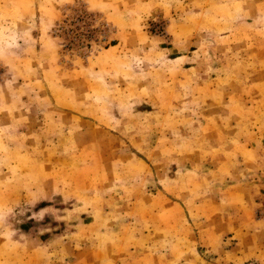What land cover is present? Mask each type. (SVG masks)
I'll use <instances>...</instances> for the list:
<instances>
[{
    "label": "rangeland",
    "instance_id": "rangeland-1",
    "mask_svg": "<svg viewBox=\"0 0 264 264\" xmlns=\"http://www.w3.org/2000/svg\"><path fill=\"white\" fill-rule=\"evenodd\" d=\"M0 264H264V0H0Z\"/></svg>",
    "mask_w": 264,
    "mask_h": 264
}]
</instances>
